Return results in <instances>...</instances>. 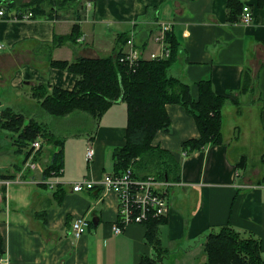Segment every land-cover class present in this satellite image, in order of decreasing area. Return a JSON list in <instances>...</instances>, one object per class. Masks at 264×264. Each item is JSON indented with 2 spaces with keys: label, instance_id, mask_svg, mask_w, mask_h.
<instances>
[{
  "label": "crops",
  "instance_id": "0c3cea01",
  "mask_svg": "<svg viewBox=\"0 0 264 264\" xmlns=\"http://www.w3.org/2000/svg\"><path fill=\"white\" fill-rule=\"evenodd\" d=\"M6 1L15 6L0 19L4 45L0 50V114L11 109L25 115L22 98L38 100L26 88L32 91L45 85L49 91H73L78 77L54 67L55 61L115 56L119 43L130 35L146 61H153L151 54H161L164 47L170 48V57L159 60L172 57L167 41L171 34L178 57L170 76L188 84L194 100L200 97L202 81H211L215 91L228 100L222 109L223 143L194 152H185L184 144L200 138L195 118L180 104L166 105L170 126L156 134L153 146L170 152L181 168L179 181L168 180L170 212L158 229L160 246L166 251L162 257L149 242L147 223H133L115 233L114 228L120 226L116 193L99 186L72 190V184L82 179L100 182L116 173L113 152L127 144L125 102L112 105L98 121L97 131L85 132L87 136L74 144L66 143L72 135L61 136L65 138L62 173L53 171L49 178L46 170L59 148L45 145L38 168L28 170L27 150L15 144L18 134L0 128V177H13L0 178V232L8 264H140L145 258L165 264L167 255L177 253L182 254L169 264H182V258L193 257L198 250L197 264H207L206 242L225 227L241 237L259 239L264 258V164L260 160L257 177L249 178L247 158L244 166L238 161L242 159L241 148L237 149L242 130L229 121L234 114L240 115L229 97L240 100L247 95V75L255 74L262 102L259 117L264 123V0H61L54 19L27 21L12 16L25 13L23 5L32 0ZM239 2L253 10V24L241 22L242 10L236 15ZM75 32L81 41L55 46L56 37ZM121 46L124 51L130 49L126 42ZM90 146L96 150L92 162L87 160ZM149 172L141 171L140 177H156ZM46 180L58 184L51 188ZM81 218L90 225L77 238L72 225Z\"/></svg>",
  "mask_w": 264,
  "mask_h": 264
},
{
  "label": "trees",
  "instance_id": "16d2710c",
  "mask_svg": "<svg viewBox=\"0 0 264 264\" xmlns=\"http://www.w3.org/2000/svg\"><path fill=\"white\" fill-rule=\"evenodd\" d=\"M15 4V3H14ZM9 6V8L15 5ZM61 0H32L23 5V8L33 11L35 17H49L54 19L58 12ZM237 11L244 5L238 3ZM78 34L75 32L66 38L56 37L55 46L63 42H78ZM69 41H68V40ZM167 41L172 47V57L168 60L141 61L135 69L120 62L119 56L124 49L121 44L127 42L122 39L115 56L92 59L79 57L73 62L55 61L54 67L67 70L78 77L73 91L55 88L49 91L45 85H38L36 96L46 106L47 114L55 118V122L70 114L84 113L99 121L105 112L118 102H125L128 106L129 124L127 128V144L123 148H117L113 152L115 172L120 174L128 169L133 170L136 177L146 178L147 174L140 177L143 170L154 173L158 180L179 181L180 163L168 151L153 146L156 134L161 130H167L170 126V118L166 111L167 104H180L193 115L200 130V138L187 141L184 151L194 152L207 145H219L223 143L222 135V109L227 100L218 94L211 81L200 83V97L194 100L191 87L180 79L171 77L169 71L178 57V49L171 34ZM121 46V47H120ZM122 56V55H121ZM247 78L248 75H247ZM247 81V80H246ZM85 116V115H84ZM23 115L15 113L11 109L4 111V117L0 122L11 121L5 128L18 134L16 145L27 150V162L33 152L32 145L42 133L44 139L52 136L51 144H55L59 150L55 153L51 166L46 170V176L55 171L58 173L62 166L64 139L51 130L48 125L32 123L24 125ZM21 119V120H20ZM85 119L88 117L85 116ZM17 129L13 130L12 128ZM56 127V126H55ZM56 130V128H55ZM57 131V130H56ZM35 155L37 162L41 157L45 145ZM50 144V143H49ZM246 159L242 158L241 166ZM240 166V167H241ZM0 178L9 179L10 176ZM164 218L151 220L149 226V242L160 257L165 249L160 246L158 237L159 225ZM248 240L243 239L239 233L229 227L223 228L219 233H212L208 238L205 250L207 264H264L261 253V243L253 236ZM3 238L0 232V259L4 256ZM140 264H155L150 258H145Z\"/></svg>",
  "mask_w": 264,
  "mask_h": 264
},
{
  "label": "built area",
  "instance_id": "2783aa9c",
  "mask_svg": "<svg viewBox=\"0 0 264 264\" xmlns=\"http://www.w3.org/2000/svg\"><path fill=\"white\" fill-rule=\"evenodd\" d=\"M6 2V4H5ZM90 5V3L88 4ZM9 4L6 0H0V19H4L9 13ZM25 13L12 16L15 20H33L34 13L30 9L24 8ZM12 12V10H11ZM241 22L245 25H251L254 22V13L249 5H244ZM165 29H169L166 27ZM157 38L156 40H158ZM80 38L78 41H81ZM126 46L130 49L123 52L120 56V62L135 69L141 61L148 58L136 48L134 35H130L126 42ZM4 45L0 43V50ZM170 57V48L164 47L161 54H151L149 59L159 60ZM42 147V141H35L32 145L33 152L26 162L28 170H36L38 168L35 161V155ZM96 150L90 146L87 150V160L94 161ZM62 173V170L60 171ZM51 187H55V180L47 181ZM168 182L159 181L156 177L139 178L136 177L133 170L128 169L123 173L108 174L100 182H93L89 179H82L72 184L74 192H82L85 189H92L95 186L102 187L104 190L113 191L117 194L119 200V224L114 228L115 233H121L127 226L136 224H145L151 220L161 219L168 216L170 212ZM89 221L86 218L76 220L72 225L74 235L79 238L88 231ZM0 264H8L7 259L2 257Z\"/></svg>",
  "mask_w": 264,
  "mask_h": 264
},
{
  "label": "rangeland",
  "instance_id": "374dc122",
  "mask_svg": "<svg viewBox=\"0 0 264 264\" xmlns=\"http://www.w3.org/2000/svg\"><path fill=\"white\" fill-rule=\"evenodd\" d=\"M249 78H247V84H246V92L247 95L241 97V103L238 97H235L234 95L230 96V104H233L237 110H239L240 115H235L229 118V121H232L234 123H238L241 130V141L237 149L239 150L241 148V152L238 154L243 158V155L245 158H247L246 166L247 169L251 170L248 174L249 178H251L253 175L255 178L258 175L257 169L261 167L260 160H262V165L264 164V123L262 122L260 114V107L262 105V102L258 99L257 94V84L255 82V74L253 77L252 74L248 75ZM26 91L28 92H34L35 94L36 89L30 91L29 88H26ZM31 93V94H32ZM227 98V99H229ZM228 101V100H227ZM22 104L26 105V111L25 115H23V121L24 125L32 124V123H39L48 125V127L55 132V128L57 132H59V135L62 137L67 138L69 135H72L68 137V142L74 144L77 140H81L83 136H87V133L92 130L97 131L98 128V121H94L93 118L87 114L84 113H76V114H70L69 116L64 117L63 119L58 120L55 122V118L47 114V110L45 109L46 106L44 104H40V102L37 99H27L22 98ZM227 104V102H226ZM41 105V106H40ZM236 111V109H235ZM88 117V119H85V116ZM4 117V112L0 114V118ZM258 117V118H257ZM260 118V119H259ZM21 120V119H20ZM11 121H3V123L0 122V128H2V125L5 127L9 126V123ZM56 126V127H55ZM12 128V127H11ZM15 128V127H14ZM13 130H17L14 129ZM235 134L237 137L239 135V132L236 130ZM40 136L37 141H44L45 143L49 141L51 144L52 142V136H49V138L44 139L42 136V133H38ZM79 137V138H78ZM47 143V144H49ZM71 144V145H72ZM237 160V159H236ZM242 159H238V161H241ZM255 181V180H253ZM243 239L248 240L251 238L250 236H242ZM184 240V239H183ZM181 241V243L183 242ZM179 246H181L179 244ZM179 246L177 248H179ZM178 254V253H177ZM177 254L170 255V257L167 255L165 258L164 263L169 264L174 258L176 259L180 255L177 256ZM199 256H200V250L196 252L193 257L188 256L186 258H182V264H197L199 262ZM172 264H181L179 262L172 263Z\"/></svg>",
  "mask_w": 264,
  "mask_h": 264
},
{
  "label": "bare ground",
  "instance_id": "6f19581e",
  "mask_svg": "<svg viewBox=\"0 0 264 264\" xmlns=\"http://www.w3.org/2000/svg\"><path fill=\"white\" fill-rule=\"evenodd\" d=\"M56 18H60V15H58ZM78 19H79V16H78ZM77 29V28H76ZM68 40V39H67ZM69 41V40H68ZM64 43V42H63ZM244 156V155H243ZM28 157L27 156H25V160H24V162L26 161V159H27ZM88 162V161H87ZM237 166V165H236ZM172 182V181H171Z\"/></svg>",
  "mask_w": 264,
  "mask_h": 264
}]
</instances>
